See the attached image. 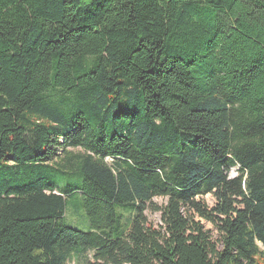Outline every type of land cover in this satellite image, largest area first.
Here are the masks:
<instances>
[{"label":"trees","instance_id":"trees-1","mask_svg":"<svg viewBox=\"0 0 264 264\" xmlns=\"http://www.w3.org/2000/svg\"><path fill=\"white\" fill-rule=\"evenodd\" d=\"M89 252L264 264V0H0V264Z\"/></svg>","mask_w":264,"mask_h":264},{"label":"rangeland","instance_id":"rangeland-1","mask_svg":"<svg viewBox=\"0 0 264 264\" xmlns=\"http://www.w3.org/2000/svg\"><path fill=\"white\" fill-rule=\"evenodd\" d=\"M230 176L232 178H235L238 176L237 169H233L230 173ZM208 204L213 203V198L211 196H207L204 198ZM155 202L158 203V205H163L164 200L163 199H155ZM149 220L155 224L156 226L161 225V215L159 212L154 213L152 211H148ZM67 220L68 225L71 227H75L77 229L83 230V231H89L90 230V221L89 218L85 215H82V212L78 214L74 211V209L68 211L67 213ZM85 221V223H84ZM206 228L211 232V235L214 239L218 238L217 230L209 223L204 222ZM94 252H89L86 254H82L80 256H74V260L70 262V264H87L88 261H92Z\"/></svg>","mask_w":264,"mask_h":264}]
</instances>
